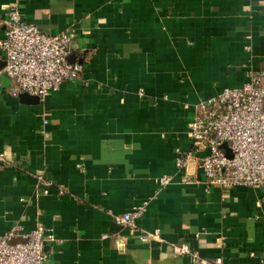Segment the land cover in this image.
<instances>
[{
	"label": "crops",
	"instance_id": "obj_1",
	"mask_svg": "<svg viewBox=\"0 0 264 264\" xmlns=\"http://www.w3.org/2000/svg\"><path fill=\"white\" fill-rule=\"evenodd\" d=\"M12 4L46 34L72 28L82 68L28 103L10 94L0 50V234L40 220L54 236L45 264H193L180 243L264 264V187H207L203 149L185 172L174 164L200 100L264 76V0H0V39ZM38 176L65 190L44 194ZM143 203L134 228L111 219Z\"/></svg>",
	"mask_w": 264,
	"mask_h": 264
},
{
	"label": "built area",
	"instance_id": "obj_2",
	"mask_svg": "<svg viewBox=\"0 0 264 264\" xmlns=\"http://www.w3.org/2000/svg\"><path fill=\"white\" fill-rule=\"evenodd\" d=\"M73 29H65L49 35L33 23L23 19L16 4H12L4 20V37L0 50L5 54L2 69L12 82L10 94L20 93L46 98L65 82L78 79L82 66L70 62ZM191 148L182 153L175 150L174 164L178 171L185 172L194 153L201 155L200 168L207 187L227 190L243 185L250 188L264 187V76L250 73L239 87H224L216 94L200 100L187 123ZM231 152L227 156L223 144ZM1 157V155H0ZM47 194L51 188L61 193L65 185L57 184L38 176ZM160 187L172 182L171 175L162 174L157 179ZM180 181L189 183L185 173ZM143 203L131 211L111 214L113 222L120 227L134 228L135 220L146 210ZM23 237V241L15 238ZM142 241L160 239L159 230L141 231ZM54 236L38 220L34 227L22 232L19 224H13L0 234V264H45L48 253L45 245L53 242ZM178 255L191 258L193 264H223L220 257L209 260L192 251L187 243L173 246Z\"/></svg>",
	"mask_w": 264,
	"mask_h": 264
},
{
	"label": "water",
	"instance_id": "obj_3",
	"mask_svg": "<svg viewBox=\"0 0 264 264\" xmlns=\"http://www.w3.org/2000/svg\"><path fill=\"white\" fill-rule=\"evenodd\" d=\"M3 78L5 80L9 81L6 76H3ZM19 97L22 100H24V101H26L28 103H37L39 101V97L38 96H36V95H30V94H27V93H20L19 94ZM222 147L225 149L227 156H231V152L227 148V145L225 143L222 145Z\"/></svg>",
	"mask_w": 264,
	"mask_h": 264
}]
</instances>
